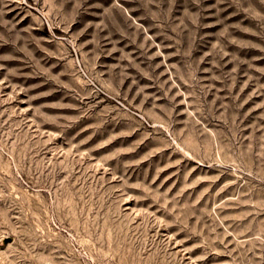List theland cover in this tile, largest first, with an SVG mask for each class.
Wrapping results in <instances>:
<instances>
[{"label":"rangeland","instance_id":"374dc122","mask_svg":"<svg viewBox=\"0 0 264 264\" xmlns=\"http://www.w3.org/2000/svg\"><path fill=\"white\" fill-rule=\"evenodd\" d=\"M0 264H264V0H0Z\"/></svg>","mask_w":264,"mask_h":264}]
</instances>
